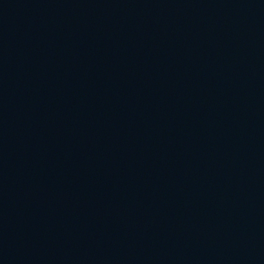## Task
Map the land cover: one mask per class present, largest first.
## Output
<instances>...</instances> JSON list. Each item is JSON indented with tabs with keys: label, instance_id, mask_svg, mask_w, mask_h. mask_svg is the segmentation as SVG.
Segmentation results:
<instances>
[{
	"label": "water",
	"instance_id": "95a60500",
	"mask_svg": "<svg viewBox=\"0 0 264 264\" xmlns=\"http://www.w3.org/2000/svg\"><path fill=\"white\" fill-rule=\"evenodd\" d=\"M0 264H264V0H0Z\"/></svg>",
	"mask_w": 264,
	"mask_h": 264
}]
</instances>
